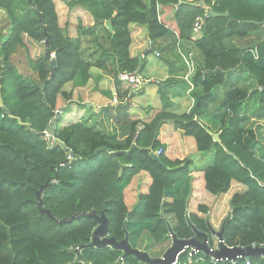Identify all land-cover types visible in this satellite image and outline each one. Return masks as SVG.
<instances>
[{
  "label": "trees",
  "instance_id": "16d2710c",
  "mask_svg": "<svg viewBox=\"0 0 264 264\" xmlns=\"http://www.w3.org/2000/svg\"><path fill=\"white\" fill-rule=\"evenodd\" d=\"M200 1L68 0V9L80 8L95 21L90 27L78 22L77 35L72 37L67 26L59 25L54 0H0V10L10 22L2 42L5 32H0V264H145L111 247L89 246L95 226L86 216L59 225L41 214L36 193L42 187V207L55 218L102 213L109 221L111 237L120 241L127 233L129 244L151 258L162 257L171 246L172 235L180 240L192 238V226L208 233V220L199 216L207 214L208 208L189 207L193 193L190 161L170 159L167 145L158 138L167 124L193 139L194 151L212 153V163L201 170L203 190L221 196L229 192L232 182L245 187L229 201L230 214L222 224L225 245H264V150L258 154L255 149L257 128L244 124L264 121V0H203V5ZM21 2L27 5V14L31 12L27 19L15 12ZM170 7L175 8L174 29L159 19L162 9ZM210 9L227 11L229 17L207 18L205 32L202 29L200 38L193 40L197 18ZM133 28L146 32L143 39L152 44V52L169 34L198 49L203 66L192 77L194 104L181 115L163 107L148 122L134 120L103 132L89 129L71 114L73 108H86L83 102L90 69L108 73L118 86L119 74L144 69V58L130 54L131 48L138 50ZM251 35L256 43L250 47L227 45L230 40ZM84 38L99 45L86 56L81 48ZM29 43L44 48V54L31 56L36 82L25 84L27 80L19 76L11 55L18 48L29 50ZM47 50L55 59L54 66L44 56ZM240 74L250 77L252 83L240 86ZM168 81L165 86L173 83ZM218 89L222 90L220 99ZM74 91L77 101L73 100ZM65 105L54 137L67 150L59 144L49 149L44 133ZM215 105L221 110L217 116L218 142L204 123ZM104 119L110 123L107 115L102 123ZM116 127L123 131L120 137ZM158 151L161 154L156 160L151 154ZM113 153L119 154L114 157ZM139 176L148 178L146 187ZM167 243L170 246L158 252L156 248ZM209 245H214L210 235ZM249 260L264 264L263 258ZM177 264L245 262L214 263L203 253L190 256L188 250Z\"/></svg>",
  "mask_w": 264,
  "mask_h": 264
},
{
  "label": "crops",
  "instance_id": "0c3cea01",
  "mask_svg": "<svg viewBox=\"0 0 264 264\" xmlns=\"http://www.w3.org/2000/svg\"><path fill=\"white\" fill-rule=\"evenodd\" d=\"M186 1H193V0H186ZM174 11H175L174 7L165 8V9H162L159 15V19L162 22H164L166 25L170 26L172 29H174L175 27V21L173 18ZM92 23H95V21L92 20ZM145 36H146V32L144 30L139 29V28L132 29L133 41L135 40V42L138 44V50L135 51V49L133 50L131 48L130 54L131 56H134L136 54H139L140 56H142V58H144V64H143L144 68L146 66L145 59L147 56L150 55V52H152L151 50L152 44L149 43L148 41H145V39H143ZM192 39L194 40L197 38L192 37ZM254 41L256 43V37L254 35H251L250 38H246V39L230 40L227 42V45L235 46L237 48H247L253 45ZM154 47L160 48L156 50L157 52H152V54H154L155 57L162 58L165 55L164 51H166L169 56L173 55L174 57H175V54L177 53L178 57L176 58L168 57V58L163 59L164 66L160 68L161 70H159L161 74V78L151 77L152 75H149V77L148 76L143 77L142 71L140 72L145 83L140 93L138 92L139 94H143L147 90V88L150 87V85H153V84L156 85V87H153V91L156 96L155 106L152 108L149 107L151 108L150 110H148L149 108L147 109V112H148L147 115H145L144 117H139V116L134 117L133 115L131 116L129 114V109H127L126 107L131 106L130 99L133 98V95L129 94V90L126 84L118 80L120 82V85L118 86L117 84H115L114 79L112 78L111 75H109L108 73L102 70L97 69V71L95 72H90L91 79L89 80V82L87 83L85 87L86 99L83 102V104L87 103L90 105V108L88 109H91L92 113L97 116L96 117L97 121L95 123L93 122V125H91L92 124L91 119H83L84 113H85L84 111L85 109H87L85 108L84 110L81 111V114H79L78 112L75 114L76 117H78V119L81 118L80 119L82 120L80 121L81 123H83L89 129L103 132L104 130H102V128L98 126V121L102 122V119L103 117L105 118V115H107V117L109 118L110 123H105L104 127L107 128L106 130H109V129L114 130L113 125H117V124L128 125L130 124L131 121H134V120H139L141 122H148L156 113L161 111L163 107L169 110V112L177 114V115L188 113L190 111V109L192 108L194 104V100L191 97L192 90H193L192 77L196 73V71L199 70L203 66V58L200 52L198 51V49L195 48V46L191 42L179 41L176 34L174 35V37H173V34H169L168 38H166L165 40L164 39L159 40L154 45ZM160 50L162 52H160ZM144 51H147L148 55H144L145 54ZM155 53L159 54V56H156ZM91 69H94V67ZM150 73H151V69H150ZM168 80H173V83L176 86L180 84V87L177 90L173 91L172 89V91H169L170 84H167V86L164 85L165 82L169 83ZM239 80H241L240 84L243 83V85H246V84L250 85L252 82L250 77L249 79H246L245 74H242V75L240 74ZM163 92H165V94H163ZM216 94L218 95V98L220 99L222 95V90L218 89L216 91ZM158 99L162 101V104L158 103L157 101ZM73 100L77 101V94L75 91L73 95ZM65 108H66V105H65ZM212 108L218 109L216 105L213 106ZM73 110L74 108L72 109V114H71L72 116L74 115ZM144 110L146 109L144 108ZM209 121H210V118L208 120H204L205 125L211 130V132L213 133V136L218 135V133L216 132L219 130L220 124L217 123V125H211ZM263 122L264 121H261V122L256 121L257 124L255 125V128H254V129L257 128L256 131L260 134V135L258 134V140H259L258 147L255 148L258 154H261V152L264 150V137H263L264 134H261L259 130L261 127H264L260 124ZM108 126H111V127L108 128ZM97 127H99L101 130L98 129ZM117 130H118L117 133L119 135L118 137H120L123 134V131L118 128ZM163 132L165 133V137L171 140L172 144L173 143L176 144V145L174 144L172 145V150H175V155H171L170 153L171 148H169V146L163 139V136H162ZM183 137H186V136H184V134L181 131L175 130L172 128L171 125L167 124L161 128L160 135L158 138L162 143H165L167 145L168 147L167 156L170 159L173 160V159L186 158L188 161H190L191 163L190 168L193 171L192 173L193 193H192L189 207L192 208L193 205H195L194 208H196L197 205H201V204L203 206L206 205L202 203V200L207 201V202H212V201L214 202L217 199L216 197H218V196L212 195L213 197L211 198L207 196L205 193L203 194L201 192L203 191V188H204V182L202 181L203 174L201 170L208 167L212 163L213 156H210V161L206 163L204 166L196 164L195 162L197 161V159L192 161L191 159L187 158V155L189 154V152L193 151V145L195 143L193 140H190V139H186L185 141H183V143L185 142L186 146L190 147L189 149L186 148V151L183 152L182 148L180 147L181 146L180 140L183 139ZM218 141H219V138H218ZM209 154H212V153L210 152ZM154 155L158 156L157 153H155ZM203 155L205 157V162H206L208 155L207 154H203ZM145 177L142 178L143 182L142 180H140V183L141 185H144L146 187L148 185L147 184L148 178L147 177L145 178ZM234 184L236 185V187H239L238 193H241L245 190L244 186L236 182L231 183V185H234ZM226 195H227V199H229L228 194H225V197ZM193 202H195V204H192ZM199 216H200V213H199ZM207 224L210 225L209 222H207ZM259 258H262V257H259Z\"/></svg>",
  "mask_w": 264,
  "mask_h": 264
},
{
  "label": "rangeland",
  "instance_id": "374dc122",
  "mask_svg": "<svg viewBox=\"0 0 264 264\" xmlns=\"http://www.w3.org/2000/svg\"><path fill=\"white\" fill-rule=\"evenodd\" d=\"M68 0H54L55 3V8H56V12L58 14V21H59V25L61 27H65L67 26L70 30V35L72 37H75L77 35L76 32V27L78 25V22H81L82 25L84 27H90L93 26L94 23H92V19L90 18L89 14L87 12H85L84 10L80 9V8H75V9H68L66 2ZM27 10V5L24 2L19 3L16 7H15V12L16 14H18L19 16L23 17L24 19H27V17L31 16V12H26ZM4 31L5 34L1 37V42L4 41L7 37V34L10 31V22L8 17L6 16V14L0 10V32ZM201 33L199 34H195L194 38H200ZM174 37V34H173ZM168 38V37H166ZM166 38H163L164 40ZM0 42V45H1ZM103 45H107L106 42L104 41H100ZM81 44H82V54L83 55H87L90 54L92 52H94V50L96 49V47H99V45H97L96 43H92L90 39L84 38L83 40H81ZM160 48H157L156 50H158ZM154 52H157V51ZM30 51V53H29ZM160 52H162L160 50ZM159 53V52H158ZM44 54V48H42L41 46H33L32 44L29 43V50L25 51L24 49H20L18 48L14 53L12 52V63L14 65V67L16 68L17 72L19 73V76L22 78H25L27 80V82L25 84H31L34 83V81L36 82V73L34 71V68L31 65V56L32 57H36V56H40ZM164 56L162 58H158L155 57L154 54H152V52H150V55L146 57L145 62H146V66L145 68L142 70V76L146 77L149 75H152L151 77L154 78H161V74L159 72V70H161L160 68H162L164 66V60L165 58L171 57V58H176L177 53L175 54V57L173 55H168L166 51H164ZM155 55H157V53H155ZM159 56V54H158ZM153 66V67H152ZM0 67H3V60H2V54L0 52ZM150 69H151V73H150ZM153 69V70H152ZM2 70V69H1ZM97 71V69H91L90 72H95ZM157 72V74H156ZM249 83V82H248ZM252 83V82H251ZM249 86V84H246ZM240 84V86H246ZM153 87H156L155 84L150 85V87L147 88V90L143 93V94H139L137 92L135 95H133V98L130 99V104L131 106L126 107L127 109H129V114L134 117H144L145 115H147V109L149 107H154L155 106V93L153 91ZM180 87V84H178L177 86L174 83H171L169 85V91H173L177 90ZM70 86H66V89H70ZM145 89V87H144ZM158 103L162 104V101L160 99L157 100ZM144 108L146 110H144ZM151 108H149L148 110H150ZM84 108H80V107H76L73 110V117H76V113L78 112L79 114H81V111ZM84 118L83 119H91L92 120V124L93 122L95 123L97 121L96 119V115L92 113L91 109H85L84 111ZM221 113L220 109H215L212 108L211 109V117H210V121L209 123L211 125H217L218 123V119L216 118V116ZM67 120H71V117H67ZM82 121V120H80ZM106 122V119H104L103 123ZM100 123V125H99ZM102 122L98 121V126H100L102 128V130H106L107 128L104 127V124ZM245 125L248 126V128H255V125L257 124L256 121H247L244 123ZM262 126H264V122L260 123ZM89 125V124H88ZM246 126V127H247ZM111 126H108V128ZM98 129H100L99 127H97ZM101 130V129H100ZM110 130V129H109ZM260 133L264 134V127H261L260 129ZM259 134V133H258ZM260 135V134H259ZM163 139L165 140V142L167 143V145L169 146V148H171V155H175V150H172V145H176L175 143L172 144L171 140L167 137H165V133L163 132L162 134ZM264 137V136H263ZM186 139H190L193 140L191 138H187V137H183V139H181V148L183 150V152L186 151V148L189 149V146L185 145V142L183 143V141H185ZM179 142V141H177ZM207 161L205 162V157L203 154L198 153L196 151H194V145H193V151H190L189 154L187 155V158L197 161L195 162L196 164L202 165L204 166L206 163H208L210 161V156L211 154H207ZM206 155V156H207ZM198 166V165H197ZM144 175H146L148 177V175L146 173H144ZM141 176V175H140ZM138 177V179H141L142 177ZM143 176V175H142ZM149 178V177H148ZM137 179V180H138ZM238 188L236 187V185H231V188L229 190V192L227 193L229 196V199H227V195L225 197V195L222 196H218L216 197L217 199L213 202H207V201H203L202 203L206 204L204 206H206L208 208V212L207 214H200L201 217L205 218L206 220H208V222L210 223V226L213 228V230L215 232H219L222 228V224L223 221L228 217V215L230 214V206H229V201L231 199V197L238 193ZM202 193L206 194L209 197H213L211 194H209L207 191L203 190ZM201 194V193H200ZM225 197V198H224ZM129 203V198L127 197V201ZM201 203V202H200ZM192 204H195V202H193ZM202 205V204H201ZM195 205H193L194 207ZM212 239L214 240V243L216 244V238L214 236H212ZM170 246L169 243H167L164 247L160 246L158 248H156L158 250V252L162 251L163 248L167 249ZM150 254V253H149ZM150 256H152L150 254Z\"/></svg>",
  "mask_w": 264,
  "mask_h": 264
},
{
  "label": "water",
  "instance_id": "95a60500",
  "mask_svg": "<svg viewBox=\"0 0 264 264\" xmlns=\"http://www.w3.org/2000/svg\"><path fill=\"white\" fill-rule=\"evenodd\" d=\"M200 5H203V0L200 1ZM209 17H221V18H228L229 13L226 11L224 13H216L212 9L208 10L207 14L203 17V29L204 32L206 30V20ZM41 19V16H39ZM230 22H236L235 20L229 19ZM45 33V31H44ZM48 43V37L45 40V44ZM45 58L50 59V62L52 66L55 65V59L53 58V55L51 54L50 50H47L45 53ZM53 73V69L51 71ZM53 76V74H51ZM0 101L2 103V100L0 98ZM86 108H90L89 104H85ZM2 109L6 112H8L4 107ZM65 110V107H62L55 113V117L50 122L49 126L46 128V131L44 135L47 136L48 141V148L51 149L53 146L59 144L63 149L67 150L65 148L64 144L60 142L59 140L55 139L54 135L57 130V124L60 118L61 113ZM24 126H27L28 131L31 133H34L30 129V126L28 124H23ZM214 142H218V135L213 136ZM135 145L131 147V149L125 154H129ZM119 153H113L112 155L115 157ZM151 156L158 160V156L151 154ZM71 164V163H70ZM69 164V165H70ZM48 184H46L47 186ZM44 187L40 188V190L37 191L36 195L38 198V210L41 214H46L51 220L56 222L57 224H67L70 223L73 219H79L82 216H86L93 220L94 223V230L92 232L91 242L89 246L96 247L103 249L105 247H111L115 250H119L123 252L124 256H134L138 260L142 261L145 264H177L179 256L186 251H190V256L196 255L198 253H203L205 256H209L212 259H214L216 262L220 261H228L231 263H236L241 259L244 258H264V247L262 246H246V247H228L225 245L223 241V232L224 228L222 227L219 232H215L213 228L207 224L208 233L206 232H200L195 229V227H191L194 236L190 239H184L180 240L177 239L175 236L172 237V243L171 246L166 250V252L162 255L160 258H151L146 252L140 251L138 249H134L128 241V234H125V238L117 241L114 237H111L108 232V219L104 214H97L95 211H91L90 213H82L77 215H71L69 218H65L62 220H59L55 218L49 210H46L42 207V201H41V194ZM209 235L214 236L216 238V244L214 243L213 246L209 245Z\"/></svg>",
  "mask_w": 264,
  "mask_h": 264
},
{
  "label": "built area",
  "instance_id": "2783aa9c",
  "mask_svg": "<svg viewBox=\"0 0 264 264\" xmlns=\"http://www.w3.org/2000/svg\"><path fill=\"white\" fill-rule=\"evenodd\" d=\"M206 15V13H205ZM202 20L203 18H197L196 24H195V28H194V33L195 34H199L202 32ZM158 56V54L156 55ZM118 80L121 82H124L129 90V94L133 95L136 94L137 92L141 91L143 86H144V79L142 78L139 70L127 74V73H122L118 75ZM46 136V135H45ZM45 139L47 140V136L45 137ZM161 152L158 151L157 155H160ZM253 247H255L256 245H252ZM262 247H264V245H260ZM214 263H216V261L213 259ZM244 262L245 264H251L249 258H244Z\"/></svg>",
  "mask_w": 264,
  "mask_h": 264
},
{
  "label": "clouds",
  "instance_id": "9594fccd",
  "mask_svg": "<svg viewBox=\"0 0 264 264\" xmlns=\"http://www.w3.org/2000/svg\"><path fill=\"white\" fill-rule=\"evenodd\" d=\"M208 12V11H207ZM207 12H206V14H207ZM202 26H203V20H202ZM203 29V28H202ZM201 34H202V32H201ZM193 36L192 37H194V35H195V33H193L192 34ZM197 39H199V38H197ZM197 39H195V40H197ZM134 95V94H133ZM61 116V115H60ZM159 156V155H158ZM211 236V235H210ZM212 237V236H211Z\"/></svg>",
  "mask_w": 264,
  "mask_h": 264
}]
</instances>
